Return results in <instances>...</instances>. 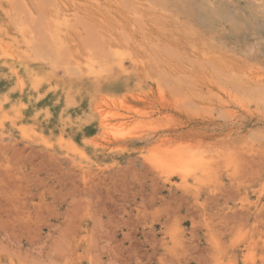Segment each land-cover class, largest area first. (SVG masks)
Wrapping results in <instances>:
<instances>
[{
    "label": "rangeland",
    "instance_id": "obj_1",
    "mask_svg": "<svg viewBox=\"0 0 264 264\" xmlns=\"http://www.w3.org/2000/svg\"><path fill=\"white\" fill-rule=\"evenodd\" d=\"M0 43V264H264V0H0Z\"/></svg>",
    "mask_w": 264,
    "mask_h": 264
},
{
    "label": "bare ground",
    "instance_id": "obj_2",
    "mask_svg": "<svg viewBox=\"0 0 264 264\" xmlns=\"http://www.w3.org/2000/svg\"><path fill=\"white\" fill-rule=\"evenodd\" d=\"M65 17V16H64ZM54 20V19H53ZM55 21V20H54ZM55 23V22H54ZM61 23V22H60ZM59 23V24H60ZM55 25V24H54ZM61 25V24H60ZM62 27H63V25H61ZM55 28V27H54ZM59 35V34H58ZM57 38H59V36H57ZM61 42V41H60ZM64 43V42H63ZM62 44V43H61ZM0 45H1V43H0ZM28 45V44H27ZM29 46V45H28ZM60 46V45H59ZM7 47V46H6ZM4 54V53H3ZM28 57V56H27ZM107 100V99H106ZM110 103V102H109ZM124 106V105H123ZM100 113V112H99ZM103 114V113H102ZM102 114H100V115H98V116H101ZM110 114V113H109ZM105 115V114H104ZM97 116V117H98ZM102 117H105V116H101V126L99 125V127H101L102 129L103 128H107L109 125H106L107 124V121L105 120V119H103ZM110 117V116H109ZM110 130V129H109ZM103 131V130H102ZM105 131V130H104ZM106 131H107V129H106ZM123 132H124V130H123ZM160 144V143H159ZM164 146V145H163ZM175 151V150H174ZM158 152V151H157ZM161 153H163V152H161ZM154 154V153H153ZM188 154V153H187ZM156 155V154H155ZM162 155V154H161ZM164 155H165V153H164ZM179 155V154H178ZM168 156H170V155H168ZM175 156H177L176 154L174 155V157L173 158H176ZM157 157H159V156H157ZM172 157V156H171ZM181 157V156H180ZM192 157V156H191ZM169 158V157H168ZM173 158H171V161L173 160ZM198 158V157H197ZM196 158V159H197ZM156 159V158H155ZM178 159H180L179 157H178ZM178 159H175L176 161H178ZM183 158H181V160H182ZM195 158H194V160H196ZM152 160H154V158L152 159ZM175 160H173V161H175ZM188 160V159H187ZM191 160V159H190ZM149 161V160H148ZM175 161V162H176ZM174 162V163H175ZM181 161H179L178 163H180ZM196 162V161H195ZM151 163V162H150ZM168 162L166 161V160H154V161H152V165H153V167L155 168V169H157L158 171H162L163 172V170H165L166 169V167H167V164ZM171 165L170 166H168V167H170V168H172V166L174 165V163H171V162H169ZM197 163V162H196ZM195 163V164H196ZM207 163V162H206ZM205 163V164H206ZM173 164V165H172ZM203 164V163H202ZM192 165V164H191ZM203 166V165H202ZM208 166V165H207ZM192 167V166H191ZM201 168H203V167H201ZM205 169V168H204ZM204 169H201V170H204ZM171 170V169H170ZM191 170V169H190ZM206 170H207V168H206ZM200 171V170H199ZM157 172V171H156ZM166 172V171H165ZM201 172V171H200ZM204 172H205V170H204ZM203 171H202V173H204ZM180 173V172H179ZM166 174V173H165ZM192 174H195V173H192ZM161 175V174H160ZM184 175V174H183ZM186 175V174H185ZM190 175V174H189ZM194 176V175H193ZM183 177V176H182ZM183 179H185V177H183ZM182 180V179H181Z\"/></svg>",
    "mask_w": 264,
    "mask_h": 264
}]
</instances>
